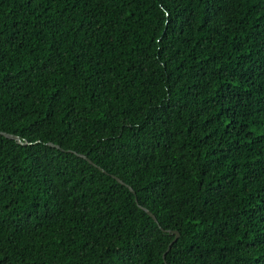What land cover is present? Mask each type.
Returning <instances> with one entry per match:
<instances>
[{"label":"trees","instance_id":"trees-1","mask_svg":"<svg viewBox=\"0 0 264 264\" xmlns=\"http://www.w3.org/2000/svg\"><path fill=\"white\" fill-rule=\"evenodd\" d=\"M0 131V264H264V0H0Z\"/></svg>","mask_w":264,"mask_h":264},{"label":"water","instance_id":"water-1","mask_svg":"<svg viewBox=\"0 0 264 264\" xmlns=\"http://www.w3.org/2000/svg\"><path fill=\"white\" fill-rule=\"evenodd\" d=\"M0 134H2V135H4L5 137H8V138H12V139H14L16 142H19V143H25V141L24 140H22V139H20L19 138V136L18 135H16V134H13V133H9V132H5V131H0ZM48 144H50V145H53V146H55V147H57V148H60V149H62L59 145H57V144H55V143H52V142H48ZM67 151H73V150H70V149H66ZM73 152H75V151H73ZM77 155H79V156H81V157H83L84 159H86L89 163H91V164H94L84 153H76ZM96 166V165H95ZM98 167V166H97ZM118 182H120V183H123L124 184V182L121 180V179H119L118 177H116V176H114V175H112ZM127 187H128V189L129 190H131V192H134L133 190H132V188L129 186V185H127V184H125ZM134 199L136 200V198H135V196H134ZM147 214H149L151 217H152V219L153 220H155V216L153 215V213L152 212H150L147 208H145L144 206H140ZM165 231H167L168 233H172L173 234V236H172V238L168 241V243H167V245H166V249L170 246V244L176 239V237L178 236V231L176 230V229H171V230H169V229H165ZM164 256V252H162V257Z\"/></svg>","mask_w":264,"mask_h":264}]
</instances>
